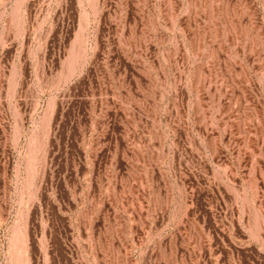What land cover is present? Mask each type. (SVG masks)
<instances>
[{
  "label": "rangeland",
  "instance_id": "rangeland-1",
  "mask_svg": "<svg viewBox=\"0 0 264 264\" xmlns=\"http://www.w3.org/2000/svg\"><path fill=\"white\" fill-rule=\"evenodd\" d=\"M0 264H264V0H0Z\"/></svg>",
  "mask_w": 264,
  "mask_h": 264
}]
</instances>
